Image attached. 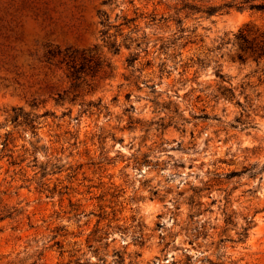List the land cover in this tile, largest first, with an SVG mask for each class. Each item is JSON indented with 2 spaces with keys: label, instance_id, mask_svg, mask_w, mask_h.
Instances as JSON below:
<instances>
[{
  "label": "rangeland",
  "instance_id": "1",
  "mask_svg": "<svg viewBox=\"0 0 264 264\" xmlns=\"http://www.w3.org/2000/svg\"><path fill=\"white\" fill-rule=\"evenodd\" d=\"M104 1L0 0V264H264V173L195 194L264 165V10Z\"/></svg>",
  "mask_w": 264,
  "mask_h": 264
},
{
  "label": "trees",
  "instance_id": "2",
  "mask_svg": "<svg viewBox=\"0 0 264 264\" xmlns=\"http://www.w3.org/2000/svg\"><path fill=\"white\" fill-rule=\"evenodd\" d=\"M109 0H105L104 2H108ZM256 1H262V0H231L229 2H224L221 5H207V6H198L192 3H189L187 0H182L181 2V10H186L188 11V13H201L203 15H205L206 18L212 17L214 15H216L219 12H222L223 10H229V9H236V10H251V11H263L264 10V4L262 3H255ZM100 17L105 16L104 14H99ZM105 20H101V25L103 27H105L104 22ZM178 23H180V20L177 21ZM247 29H243L241 30L238 35L237 38H240L243 41V44L240 45V51L241 54L243 55H249L250 57H253L255 59H259L264 57V41L261 40L259 42H256L255 40L252 41H248V39L246 37H244L245 34H243V32H245ZM182 32V31H181ZM107 33L106 30H103L101 32L102 36H105ZM189 42H186L184 45L181 46V48L185 47L186 44ZM110 48L113 50V52H116L117 49L114 47V45H111ZM180 55V54H179ZM242 58V55L239 59ZM137 60V57L134 56L133 58H129L127 59V64L128 66H133L134 62ZM206 61L203 59H196L195 62H193V64L191 66H198L199 68H202L206 65L205 63ZM75 65V64H74ZM164 68L161 65V70L160 72L163 70ZM214 74L215 76L221 81V82H225V77L224 75L221 73L220 69L217 68V66H215L214 68ZM72 77H74V79H78V72L79 70L75 69V66H72ZM221 98L224 99H230L232 98V90L230 88H224V87H220L219 88V93H218ZM13 112V121H16L18 119V117L20 116V112L19 110H12ZM264 173V165L260 168H258L255 164L254 165H250L248 167H243L240 171H228L226 173H218V172H213L211 173V178L208 179L206 182L202 183V188L197 189V191L195 192V194L198 195V197H200V194L203 190H209L210 189V184L209 183H217L220 181H230L234 178H239L242 177L244 175H247L248 179H256L258 178V182H260L262 180V174ZM249 194H255L256 193V188L252 187L249 190L246 191ZM196 205H201V204H196ZM264 210V209H263ZM9 216H4V217H0V222L2 220H4L5 218H8ZM192 218V216H190ZM254 216H246L243 218L244 222L241 225V227L239 228V230L236 232V237L234 239V241L236 243L239 244H244L248 237H249V230L251 229V227H253L254 225ZM225 225H231V215H225V220H224ZM225 232V230L223 231V233ZM195 233H198V231H195ZM195 239V235L193 236ZM225 240H227L226 238H222L219 240V243H223ZM118 264H121V260L118 261ZM227 264H235L232 261H228Z\"/></svg>",
  "mask_w": 264,
  "mask_h": 264
}]
</instances>
